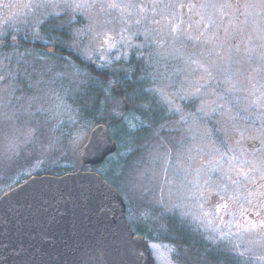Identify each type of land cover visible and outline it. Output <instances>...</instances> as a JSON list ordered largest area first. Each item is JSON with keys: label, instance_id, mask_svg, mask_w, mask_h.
I'll list each match as a JSON object with an SVG mask.
<instances>
[{"label": "rangeland", "instance_id": "374dc122", "mask_svg": "<svg viewBox=\"0 0 264 264\" xmlns=\"http://www.w3.org/2000/svg\"><path fill=\"white\" fill-rule=\"evenodd\" d=\"M78 170L151 264H264V0H0V196Z\"/></svg>", "mask_w": 264, "mask_h": 264}, {"label": "water", "instance_id": "95a60500", "mask_svg": "<svg viewBox=\"0 0 264 264\" xmlns=\"http://www.w3.org/2000/svg\"><path fill=\"white\" fill-rule=\"evenodd\" d=\"M117 144L103 124L81 152L97 166ZM147 241L135 236L120 193L98 173L34 175L0 196V264H151Z\"/></svg>", "mask_w": 264, "mask_h": 264}, {"label": "trees", "instance_id": "16d2710c", "mask_svg": "<svg viewBox=\"0 0 264 264\" xmlns=\"http://www.w3.org/2000/svg\"><path fill=\"white\" fill-rule=\"evenodd\" d=\"M57 53H60V54H67V53H65V51L63 50V49H59V50H57ZM64 173H68V171H65V172H63V173H55L54 171L52 172H48V173H45V174H48V175H55V176H59V175H62V174H64ZM37 175H44V173H40V174H37Z\"/></svg>", "mask_w": 264, "mask_h": 264}, {"label": "flooded vegetation", "instance_id": "af4514ba", "mask_svg": "<svg viewBox=\"0 0 264 264\" xmlns=\"http://www.w3.org/2000/svg\"><path fill=\"white\" fill-rule=\"evenodd\" d=\"M223 209L225 210L224 206H223Z\"/></svg>", "mask_w": 264, "mask_h": 264}]
</instances>
